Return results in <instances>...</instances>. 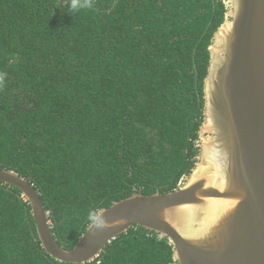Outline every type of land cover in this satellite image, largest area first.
<instances>
[{"label":"trees","instance_id":"16d2710c","mask_svg":"<svg viewBox=\"0 0 264 264\" xmlns=\"http://www.w3.org/2000/svg\"><path fill=\"white\" fill-rule=\"evenodd\" d=\"M0 0V167L30 179L71 249L100 211L192 172L224 0ZM168 238L134 225L86 264H173ZM0 264L60 262L32 206L0 181Z\"/></svg>","mask_w":264,"mask_h":264},{"label":"water","instance_id":"95a60500","mask_svg":"<svg viewBox=\"0 0 264 264\" xmlns=\"http://www.w3.org/2000/svg\"><path fill=\"white\" fill-rule=\"evenodd\" d=\"M224 2L226 19L209 47L202 163L188 183L167 193L139 190L101 209L109 226H88L66 249L39 190L0 167V181L19 188L31 204L41 244L56 260L92 262L139 225L169 239L173 264H264V0Z\"/></svg>","mask_w":264,"mask_h":264},{"label":"clouds","instance_id":"9594fccd","mask_svg":"<svg viewBox=\"0 0 264 264\" xmlns=\"http://www.w3.org/2000/svg\"><path fill=\"white\" fill-rule=\"evenodd\" d=\"M68 7L71 12L79 13L83 10H90L94 7V0H70ZM7 74L0 72V88L5 84ZM86 222L89 226L95 225L97 228L108 227L102 213L97 211L95 208L90 209L85 217ZM116 223V222H115Z\"/></svg>","mask_w":264,"mask_h":264},{"label":"rangeland","instance_id":"374dc122","mask_svg":"<svg viewBox=\"0 0 264 264\" xmlns=\"http://www.w3.org/2000/svg\"><path fill=\"white\" fill-rule=\"evenodd\" d=\"M209 133L207 132V133H205V135H208ZM202 136V134L200 135V139L202 138L201 137ZM199 144H200V141H199ZM200 153H201V151L199 150V154H198V156H197V159H196V165H197V169L198 168H200L201 167V163H202V160L200 159ZM188 176H186L183 180H182V185H184V184H186V183H188V178H187Z\"/></svg>","mask_w":264,"mask_h":264},{"label":"built area","instance_id":"2783aa9c","mask_svg":"<svg viewBox=\"0 0 264 264\" xmlns=\"http://www.w3.org/2000/svg\"><path fill=\"white\" fill-rule=\"evenodd\" d=\"M179 185H180V186L182 185V180L180 181Z\"/></svg>","mask_w":264,"mask_h":264}]
</instances>
